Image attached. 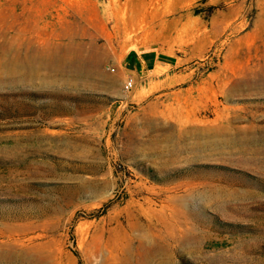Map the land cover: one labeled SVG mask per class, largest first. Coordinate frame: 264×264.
<instances>
[{"label":"rangeland","instance_id":"1","mask_svg":"<svg viewBox=\"0 0 264 264\" xmlns=\"http://www.w3.org/2000/svg\"><path fill=\"white\" fill-rule=\"evenodd\" d=\"M0 264H264V0H0Z\"/></svg>","mask_w":264,"mask_h":264},{"label":"crops","instance_id":"2","mask_svg":"<svg viewBox=\"0 0 264 264\" xmlns=\"http://www.w3.org/2000/svg\"><path fill=\"white\" fill-rule=\"evenodd\" d=\"M77 10H79L78 7L76 10L71 12V14L77 13ZM142 56L144 57V60H142L144 68H145L144 70L150 71L154 67L155 58H157V56L154 54L152 55L151 53H144L142 54Z\"/></svg>","mask_w":264,"mask_h":264},{"label":"built area","instance_id":"3","mask_svg":"<svg viewBox=\"0 0 264 264\" xmlns=\"http://www.w3.org/2000/svg\"><path fill=\"white\" fill-rule=\"evenodd\" d=\"M131 83H132V80H131V77H125V79L123 80V88L125 90H128L131 86Z\"/></svg>","mask_w":264,"mask_h":264},{"label":"trees","instance_id":"4","mask_svg":"<svg viewBox=\"0 0 264 264\" xmlns=\"http://www.w3.org/2000/svg\"><path fill=\"white\" fill-rule=\"evenodd\" d=\"M130 54H132V51L127 52L126 56H128V55H130Z\"/></svg>","mask_w":264,"mask_h":264}]
</instances>
